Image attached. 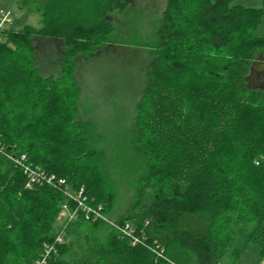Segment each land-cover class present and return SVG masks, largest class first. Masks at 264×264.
Instances as JSON below:
<instances>
[{"label":"trees","instance_id":"1","mask_svg":"<svg viewBox=\"0 0 264 264\" xmlns=\"http://www.w3.org/2000/svg\"><path fill=\"white\" fill-rule=\"evenodd\" d=\"M232 2L167 0L144 43L131 127L107 144L81 118L75 74L115 43L112 15L127 0H21L40 26L0 41V264H34L57 236L46 264H237L250 243L264 261V89L250 84L264 64V8ZM45 39L57 44L40 64L33 43ZM21 156L55 180L32 182ZM121 184L132 202L113 221L162 257L81 211L56 227L68 194L112 220Z\"/></svg>","mask_w":264,"mask_h":264},{"label":"rangeland","instance_id":"2","mask_svg":"<svg viewBox=\"0 0 264 264\" xmlns=\"http://www.w3.org/2000/svg\"><path fill=\"white\" fill-rule=\"evenodd\" d=\"M127 3L129 8L125 13L112 15L115 43L93 58L80 59L75 74L81 90V118H90L96 128V136H104L107 144H111L119 136L118 133L131 127L134 108L144 88L145 69L151 62L144 43L167 6V0H127ZM232 5L261 9L264 8V0H233ZM1 10L12 13L15 30H21L27 25L40 26L39 14L23 6L21 0H0ZM261 34L262 26L256 32L257 36ZM33 44L40 64L42 60L52 59L54 46L48 39L42 43L36 40ZM250 84L252 87L264 86V82L260 84L252 75ZM119 186V201L115 212H112V220L125 213L132 202L128 185ZM60 215L56 227L66 221V216L60 219ZM237 264H264L260 247L250 243Z\"/></svg>","mask_w":264,"mask_h":264},{"label":"built area","instance_id":"3","mask_svg":"<svg viewBox=\"0 0 264 264\" xmlns=\"http://www.w3.org/2000/svg\"><path fill=\"white\" fill-rule=\"evenodd\" d=\"M14 24V18L12 16V13L10 11L1 10L0 11V41H2V32ZM12 160L15 161V163L21 165L24 167V171L30 175V179L32 182H38L39 180H45L47 183L51 184L53 180H55L54 177L48 178L44 173L37 172L39 174H35L32 169L24 165L23 162L25 161V157L21 156V159H15L12 158ZM257 166L261 165V161L256 162ZM65 184V181H58V185L63 186ZM28 187H30L28 185ZM68 197L72 202L74 203V206H70L68 204H65L62 206V211L60 215V219H63L66 216V223L72 222L78 212H82L87 220H102L112 226L122 238H126L130 240L131 244L133 246H137L139 244L149 247V250L155 255V257H162L161 254H163L162 251L158 250V247L154 246H147L144 240L136 236L135 230L132 228V226L129 223H126L125 225H119L113 220L109 219L106 215H104V208L99 206H91L86 203V200L83 198L82 194L79 193L78 196H73L72 194H68ZM63 239L61 236H57L55 239L54 244H47L44 245V251L40 258L34 263V264H46L49 256H51L52 253H56V245L62 244ZM155 245V244H154Z\"/></svg>","mask_w":264,"mask_h":264},{"label":"flooded vegetation","instance_id":"4","mask_svg":"<svg viewBox=\"0 0 264 264\" xmlns=\"http://www.w3.org/2000/svg\"><path fill=\"white\" fill-rule=\"evenodd\" d=\"M253 79L259 81V83H263L264 82V69L263 70H257L255 73L253 72L252 74ZM260 88L264 89V86H260Z\"/></svg>","mask_w":264,"mask_h":264},{"label":"crops","instance_id":"5","mask_svg":"<svg viewBox=\"0 0 264 264\" xmlns=\"http://www.w3.org/2000/svg\"><path fill=\"white\" fill-rule=\"evenodd\" d=\"M14 24H15V21H14ZM14 24H13V26H11V27H13L14 28ZM49 43L50 44H52V46H54L55 44H57L56 42H54V41H50L49 40ZM264 69V64H261V63H257V64H255L254 65V70H253V72L255 73L257 70H263Z\"/></svg>","mask_w":264,"mask_h":264}]
</instances>
